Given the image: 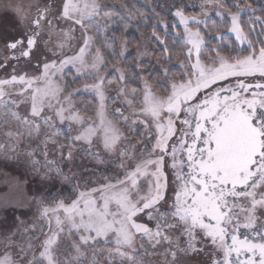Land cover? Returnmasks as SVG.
<instances>
[{
  "label": "snow or ice",
  "instance_id": "snow-or-ice-1",
  "mask_svg": "<svg viewBox=\"0 0 264 264\" xmlns=\"http://www.w3.org/2000/svg\"><path fill=\"white\" fill-rule=\"evenodd\" d=\"M4 6L22 31L8 35L0 26L8 53L0 69L12 68L0 78V159L45 189L70 183L49 145L61 162L71 163L77 148L97 164L107 162L102 154L117 156L120 171L81 176L70 200L41 193L32 205L39 226L0 239V264H264V14L240 0H201L191 16L173 4L171 34L161 21L163 38L157 24L144 37L162 46L151 54L159 71L144 74L139 59L149 53L138 44L130 77L128 41L116 50L117 38L107 35L115 10L101 0H47L35 15L32 4ZM212 10L223 30L208 26ZM169 39L182 53L175 65ZM66 67L91 81L82 90L96 97L94 116L73 105L81 89L63 83ZM109 67L123 85L114 96L103 74ZM130 78L139 87L129 88ZM57 122L68 128L63 141ZM153 257L162 260L146 259Z\"/></svg>",
  "mask_w": 264,
  "mask_h": 264
},
{
  "label": "rangeland",
  "instance_id": "rangeland-1",
  "mask_svg": "<svg viewBox=\"0 0 264 264\" xmlns=\"http://www.w3.org/2000/svg\"><path fill=\"white\" fill-rule=\"evenodd\" d=\"M156 1L158 3V9L163 17L159 16V18H157L151 12L152 11L151 5L154 4V2ZM232 1L233 0H228L227 1L228 5L230 6L234 5L235 0L233 2ZM7 2L8 0H0V26L3 27V29L7 32L8 35H17L19 32L22 31V29L16 27L15 31L13 30V26L16 25V16H15V12L11 8L4 6ZM130 2L135 4L134 7L136 8L140 7L137 10L146 12L148 14L147 18L144 19L141 12H137L138 15H132V12L130 11L128 12L124 10L122 7L117 8L112 5L109 6L107 5V6L109 9L115 10L112 12V18L117 23L113 24L112 26L113 29L116 28L120 30V32L116 36L117 45L119 46V49L117 51L120 50V41L127 40L126 36L130 32L134 31L138 36L139 39L138 43L136 45L129 47V42H128V50L125 54V57H127V55L132 52L134 53V56L137 58L136 50L139 44L141 51L147 50V52L149 53V55L147 56L140 57L139 62H141V61H151L150 58H151V54H153V48L151 47L150 43L152 41H146L144 37H148L151 35L152 25L157 24V29L159 30L158 34L161 35V37L163 38L164 28L160 26L159 22L161 21L166 22L169 25V33L171 34L170 25L175 21V17L172 15V11H174L175 9L172 8V5L173 4L186 5L187 7L185 10L188 15L190 16L198 15L200 12L199 5L201 3V0H130ZM13 3L22 4L25 7V9H27L29 4H32L33 5L32 15H35L36 10L34 6L37 3H39L40 6L43 7L44 4L47 3V0H13ZM252 10L253 9H249L248 11L251 12ZM121 16H123V20H121ZM129 17H131V19H129ZM135 18L140 19L137 25ZM248 18H249L248 12L242 13L243 20H247ZM123 21L124 23H122ZM213 22L216 23L217 30H223L220 27V18L215 15L214 10L210 11L207 17L208 26L211 27L213 25ZM125 23L128 25L127 31H125L123 28V25ZM138 27L140 29H138ZM201 27H203V25H201ZM180 31H182V28L180 29ZM141 33H143V37L141 36ZM76 36L79 37V32L76 33ZM155 44L159 45L158 42H155ZM40 47L41 49H43V44H41ZM161 47L162 46H160V48ZM65 52L68 55L72 54L70 51H68L67 48L65 49ZM6 55H8V53L3 48V41L0 40V62L4 60V57ZM179 55H182V53ZM175 57L173 60V65L177 63ZM153 62L155 63V60H153ZM9 63L13 64L11 61ZM20 67L23 68L25 71H28L29 73L32 72V66L27 65L26 62L24 61L21 62ZM11 72H12L11 67H7L6 69H0V78H4L7 74H10ZM103 74L106 77V86L108 88V94L110 96H114L115 90L123 86L121 84H117L116 81L113 79V76L118 74L113 73L111 67L105 70ZM148 74L149 73H147L146 75ZM63 76H64L63 83L70 84L69 91H73L75 89H81L80 92L76 93L72 101L73 105L78 110L81 111L82 115L86 117L94 116L97 106L96 97L90 92H86L82 90L83 85L85 83H90L91 81L86 80L82 77L75 76V70L72 69L71 67H66L64 69ZM127 86L129 88L139 87V81L136 80L135 86H130V84L127 82ZM85 101H88L86 107H84L83 104ZM124 107L126 109L125 114H128L127 106ZM86 109L88 110L90 109L89 111L90 113L87 115L85 114ZM20 110L21 112H23V108H21ZM113 112H114V105L112 104V101H108L109 115H112ZM56 125L64 126L66 131L68 130L66 124L61 125L59 124V122H57ZM65 137L66 135L61 133L60 139L62 141L65 139ZM37 143L38 142H33L30 146L25 144L22 145L21 147L24 149H28L29 147L36 148ZM75 151L79 154L71 163L60 162V167L63 169L65 173L68 174L70 178V183L61 184L60 181L57 180L48 185L49 190H51V188L55 186L59 187V192L65 195L64 198L65 200L71 199V197L75 194L73 186L79 182V178L81 176L91 177L92 180L102 179L105 176L104 175L105 173L102 170H100L101 164H97L91 157H85L84 154L80 152L79 148L75 149ZM72 173H74V175H71ZM113 174L115 173L110 172L106 176H112ZM37 181L38 179L26 176L24 169L21 166H18L15 162L0 159V239H4L7 235L16 232L18 227L19 228H23L24 226L31 227L34 222L37 224V226H39L40 221L37 219L36 209L32 205L34 200H38L41 198V193L43 194V197L46 198V193L44 190H41L38 193H36V188H34V185ZM27 184L31 185L32 188H30ZM52 195L54 197V194ZM16 204H23L24 207L17 208L15 207ZM19 213H23L22 216L23 218H20V220L17 219ZM21 220L23 221V223L20 222ZM44 223L46 228V222ZM17 238H19V235H17ZM146 259H152L153 261H160L162 260V257H153ZM200 259H203V257H200Z\"/></svg>",
  "mask_w": 264,
  "mask_h": 264
},
{
  "label": "trees",
  "instance_id": "trees-1",
  "mask_svg": "<svg viewBox=\"0 0 264 264\" xmlns=\"http://www.w3.org/2000/svg\"><path fill=\"white\" fill-rule=\"evenodd\" d=\"M224 1H225L226 4H228L227 3L228 0H224ZM101 2L107 4L108 6L109 5H112V6L117 7V8L122 7L124 10H126L128 12L129 11L132 12V15H138L137 12H141L144 19H146L147 18V15H148L144 11L137 10L140 7H137V8L134 7L135 4L131 3L130 0H101ZM241 4H242V6L251 5V8L250 9L255 10V14L256 15H262V14H264V0H241ZM151 9H152L151 12L153 13V15L155 17L159 18V16L160 17L162 16L161 15V12L158 9V3H157V1L154 2V4L151 5ZM135 19H136V25H137L140 19L139 18H135ZM122 23H124V21ZM138 29H140V28L138 27ZM114 30H115L114 33L112 31H110V32L107 33V35H109V36L115 35V37H116L118 35V33L120 32V30H118L116 28ZM157 32L159 33V30L158 29H157ZM126 39L129 42V47H131L133 45H136L138 43V40H139L136 32H134V31L133 32H130L126 36ZM167 42H168V44L170 46L176 47V46L173 45V42H172L171 39H169ZM150 45L153 48V54H158L159 53L160 46L158 44H155L154 41H152L150 43ZM118 49H119V46L116 45V50H118ZM179 54H181V52L179 51V48L176 47V51L173 52V57L178 56ZM135 59H136V57L134 56V53L131 52V53H129L127 55V57L124 59V62H123L125 69L126 70H129L130 69V71H129V76L130 77L132 75V71H135L136 70L135 69V65L132 64V61L135 60ZM150 60H151V65L152 66H149L150 61H141L140 63H142L143 65H145L144 74L146 75L147 73H151L152 76L154 77L156 75V73L159 71V69H158V67L155 66V63L153 62L154 59L150 58ZM128 83L130 84V86H135L136 80L130 78L129 81H128ZM87 103H88V101H85L83 103L84 104V107L87 106ZM89 111H90V109L89 110L86 109L85 114L86 115L89 114L90 113ZM56 128L60 132V134L63 133L65 135H67L68 130L66 131V129L64 128V126L56 125ZM0 139H3V137L0 136ZM48 147H49V159L50 160H55L57 162L58 166L60 167L61 156H60L59 151H57L55 149V146L54 145H49ZM40 148L42 149L43 148V145H40ZM66 152H67V150L65 149V155H66ZM39 158L41 160L43 159L42 156L39 157ZM103 158L107 162L104 163V164H101L100 170H102L105 173L104 174L105 176L107 174H109L110 172L116 173V172H119L120 171V169H119V160H118V157L117 156H108V155L104 154L103 155ZM62 163H68V162L67 161H63ZM71 175H74V173H72ZM28 186L30 188H32L31 185H28ZM34 188H36V193H38L41 190H44L45 193H46V198L48 200H51L52 199V197H53L52 194H54V197H56L58 199H64L65 198V195L59 192V187H57V186L52 187L51 190H49L48 187H47V189L41 187L40 183L37 181L35 183V185H34ZM22 216H23V213H19L18 217L23 218Z\"/></svg>",
  "mask_w": 264,
  "mask_h": 264
},
{
  "label": "flooded vegetation",
  "instance_id": "flooded-vegetation-1",
  "mask_svg": "<svg viewBox=\"0 0 264 264\" xmlns=\"http://www.w3.org/2000/svg\"><path fill=\"white\" fill-rule=\"evenodd\" d=\"M13 64H15V61H11Z\"/></svg>",
  "mask_w": 264,
  "mask_h": 264
}]
</instances>
